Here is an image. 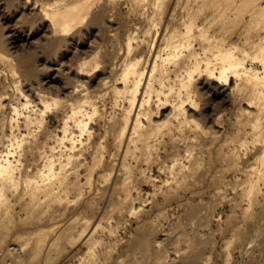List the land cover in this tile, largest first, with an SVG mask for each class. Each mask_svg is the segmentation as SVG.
<instances>
[{
  "label": "rangeland",
  "instance_id": "rangeland-1",
  "mask_svg": "<svg viewBox=\"0 0 264 264\" xmlns=\"http://www.w3.org/2000/svg\"><path fill=\"white\" fill-rule=\"evenodd\" d=\"M0 264H264V0H0Z\"/></svg>",
  "mask_w": 264,
  "mask_h": 264
},
{
  "label": "bare ground",
  "instance_id": "bare-ground-1",
  "mask_svg": "<svg viewBox=\"0 0 264 264\" xmlns=\"http://www.w3.org/2000/svg\"><path fill=\"white\" fill-rule=\"evenodd\" d=\"M214 3H215V1H214ZM87 11H88V3H84V4L80 3L76 6H67L63 9H59V10L51 13V15L48 16V18H50L51 21L53 22L54 30L56 32H60V31L65 32V31H69L73 27H75V25L81 21V19L84 17V15L86 14ZM230 53L228 51H225L223 54L218 56L219 60H225V62H227V64L229 65L231 63V60H230L231 58L229 57ZM87 65H88V63H87ZM222 68H224V67H222ZM84 70H86V69H84Z\"/></svg>",
  "mask_w": 264,
  "mask_h": 264
}]
</instances>
